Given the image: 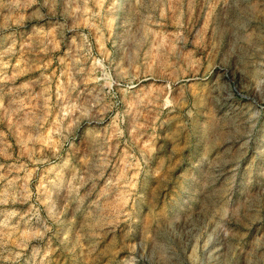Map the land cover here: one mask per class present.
Segmentation results:
<instances>
[{
	"label": "rangeland",
	"instance_id": "obj_1",
	"mask_svg": "<svg viewBox=\"0 0 264 264\" xmlns=\"http://www.w3.org/2000/svg\"><path fill=\"white\" fill-rule=\"evenodd\" d=\"M0 264H264V0H0Z\"/></svg>",
	"mask_w": 264,
	"mask_h": 264
},
{
	"label": "clouds",
	"instance_id": "obj_2",
	"mask_svg": "<svg viewBox=\"0 0 264 264\" xmlns=\"http://www.w3.org/2000/svg\"><path fill=\"white\" fill-rule=\"evenodd\" d=\"M257 189H259V185H257ZM239 197L237 196V199H238Z\"/></svg>",
	"mask_w": 264,
	"mask_h": 264
}]
</instances>
